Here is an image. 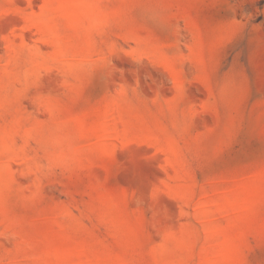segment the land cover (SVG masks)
I'll use <instances>...</instances> for the list:
<instances>
[{
	"label": "rangeland",
	"instance_id": "1",
	"mask_svg": "<svg viewBox=\"0 0 264 264\" xmlns=\"http://www.w3.org/2000/svg\"><path fill=\"white\" fill-rule=\"evenodd\" d=\"M0 264H264V0H0Z\"/></svg>",
	"mask_w": 264,
	"mask_h": 264
}]
</instances>
